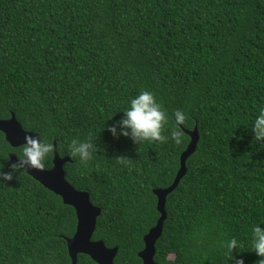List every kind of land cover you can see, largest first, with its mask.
<instances>
[{
  "label": "trees",
  "instance_id": "16d2710c",
  "mask_svg": "<svg viewBox=\"0 0 264 264\" xmlns=\"http://www.w3.org/2000/svg\"><path fill=\"white\" fill-rule=\"evenodd\" d=\"M143 90L167 111L164 135L172 113H186L180 144L108 133ZM262 107L264 0H0V119L13 114L69 158L65 179L100 209L92 241L117 248L114 264H141L143 237L160 216L152 191L172 184L184 131L194 128L199 140L166 197L154 262L231 264L224 245L235 238L245 264H256L264 142L250 126ZM73 139H91L87 164L70 155ZM20 148L0 132L5 172ZM13 175L0 187V264H71L74 209L25 172ZM76 264L96 263L79 254Z\"/></svg>",
  "mask_w": 264,
  "mask_h": 264
},
{
  "label": "clouds",
  "instance_id": "9594fccd",
  "mask_svg": "<svg viewBox=\"0 0 264 264\" xmlns=\"http://www.w3.org/2000/svg\"><path fill=\"white\" fill-rule=\"evenodd\" d=\"M122 119L107 127L108 133L113 137H126L133 144L139 145L144 142L165 143L169 138L175 143L182 142V127L188 119L182 110H175L172 113L174 119L173 130L170 136L163 134L165 125L169 122L167 111L158 103L153 92L149 90L140 91L127 101V107L122 111ZM112 119V118H111ZM253 141L264 142V107L259 109L258 114L250 126ZM264 146V143H262ZM69 152L73 157H78L82 164L93 157L95 149L88 140L73 139L69 144ZM56 151V146L40 136H24V143L20 148V156L15 164L10 165L8 172L4 171V165L0 164V187H5L6 183L12 181L14 173L26 172V169L47 172L51 169L50 158ZM120 163H124V158H117ZM26 166V167H25ZM262 224L253 225L251 229V251L258 257L256 264H264V228ZM242 247L240 243L232 238L224 245L225 256L231 264H245L238 249ZM236 255H233V252Z\"/></svg>",
  "mask_w": 264,
  "mask_h": 264
},
{
  "label": "water",
  "instance_id": "95a60500",
  "mask_svg": "<svg viewBox=\"0 0 264 264\" xmlns=\"http://www.w3.org/2000/svg\"><path fill=\"white\" fill-rule=\"evenodd\" d=\"M0 132L12 148L21 147L24 143L25 135L37 137L35 134L25 131L13 114H11L9 119H0ZM184 132L189 137V143L179 157V169L172 184L165 189H155L152 191L157 199L156 210L160 216L155 226L143 237V249L138 253L141 264H156L154 262L155 244L162 234L163 222L166 218L164 210L166 197L178 186L180 180L185 175V162L194 153L199 140L196 128L192 131ZM53 144L56 146L55 142ZM69 161V158H60L57 151H55L53 153L52 168L49 171L41 172L26 169L25 173L45 189L60 197L64 205L74 209L76 216L75 232L71 238L66 239V248L71 264L77 263V256L79 254L90 257L96 264H114L113 260L116 256L117 248H107L102 241H92L100 209L91 204L89 195L86 192L74 189L66 181L63 165ZM16 162L17 157L10 155L8 167Z\"/></svg>",
  "mask_w": 264,
  "mask_h": 264
},
{
  "label": "rangeland",
  "instance_id": "374dc122",
  "mask_svg": "<svg viewBox=\"0 0 264 264\" xmlns=\"http://www.w3.org/2000/svg\"><path fill=\"white\" fill-rule=\"evenodd\" d=\"M172 257H170V259H171Z\"/></svg>",
  "mask_w": 264,
  "mask_h": 264
}]
</instances>
